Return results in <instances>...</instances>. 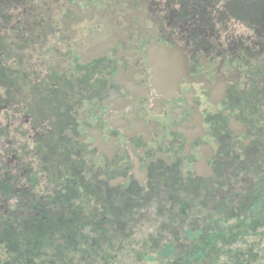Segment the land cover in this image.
<instances>
[{"label":"flooded vegetation","instance_id":"obj_1","mask_svg":"<svg viewBox=\"0 0 264 264\" xmlns=\"http://www.w3.org/2000/svg\"><path fill=\"white\" fill-rule=\"evenodd\" d=\"M262 159L264 0H0V264H96L115 208Z\"/></svg>","mask_w":264,"mask_h":264},{"label":"rangeland","instance_id":"obj_2","mask_svg":"<svg viewBox=\"0 0 264 264\" xmlns=\"http://www.w3.org/2000/svg\"><path fill=\"white\" fill-rule=\"evenodd\" d=\"M254 167L226 183L160 192L143 218L115 208L96 264H264V159Z\"/></svg>","mask_w":264,"mask_h":264}]
</instances>
